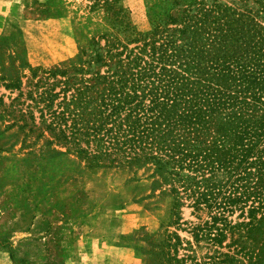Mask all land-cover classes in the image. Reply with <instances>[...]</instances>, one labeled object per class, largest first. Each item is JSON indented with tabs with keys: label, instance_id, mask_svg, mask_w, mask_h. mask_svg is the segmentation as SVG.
Here are the masks:
<instances>
[{
	"label": "trees",
	"instance_id": "1",
	"mask_svg": "<svg viewBox=\"0 0 264 264\" xmlns=\"http://www.w3.org/2000/svg\"><path fill=\"white\" fill-rule=\"evenodd\" d=\"M90 1L114 33L85 52L79 72L91 74L86 82L97 89L79 117L64 119H72L71 135L59 139L76 147L102 142L93 154L77 148L95 167L152 164L172 185L175 209L186 199L197 219L207 214L192 228L196 243L221 248L229 239L244 254L264 221V0H173L148 10L145 32L133 26L124 0ZM235 213L242 222L233 225ZM174 237L166 262L186 264Z\"/></svg>",
	"mask_w": 264,
	"mask_h": 264
},
{
	"label": "rangeland",
	"instance_id": "2",
	"mask_svg": "<svg viewBox=\"0 0 264 264\" xmlns=\"http://www.w3.org/2000/svg\"><path fill=\"white\" fill-rule=\"evenodd\" d=\"M172 3L124 0L121 7L145 32L148 10ZM92 5L0 0V264H167L166 242L176 235L178 259L186 264H264V221L243 244L244 254L229 239L221 248L196 243L192 228L207 214L197 219L186 199L175 209L172 185L152 164L95 167L77 148L93 154L102 142L76 147L59 139L61 132L71 135L68 115L79 117L97 89L86 82L91 74L79 72L90 58L85 52L114 33L104 10ZM229 221L242 219L235 213ZM215 251L234 261L224 263Z\"/></svg>",
	"mask_w": 264,
	"mask_h": 264
}]
</instances>
